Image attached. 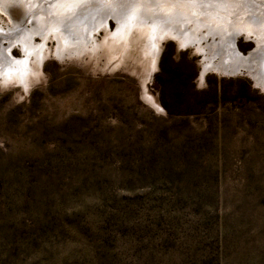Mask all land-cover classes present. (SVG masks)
Returning <instances> with one entry per match:
<instances>
[{
    "label": "rangeland",
    "instance_id": "rangeland-1",
    "mask_svg": "<svg viewBox=\"0 0 264 264\" xmlns=\"http://www.w3.org/2000/svg\"><path fill=\"white\" fill-rule=\"evenodd\" d=\"M106 11L87 48L50 34L26 73L0 37V264H264V67L214 70L141 24L120 37ZM242 32L250 62L264 46Z\"/></svg>",
    "mask_w": 264,
    "mask_h": 264
},
{
    "label": "bare ground",
    "instance_id": "bare-ground-1",
    "mask_svg": "<svg viewBox=\"0 0 264 264\" xmlns=\"http://www.w3.org/2000/svg\"><path fill=\"white\" fill-rule=\"evenodd\" d=\"M54 1L0 0V11L8 14L14 23L26 19L22 23L19 22L21 29L16 32L11 33V27L5 30L0 26V37H9L12 45L18 42L23 49V58L17 61L9 59L16 64L13 73L14 71L24 73L26 70L24 63L29 60L30 56L34 55L37 60L42 58L43 54L38 55L35 50L42 49L41 53H43L44 48H46L44 43L46 44V41L49 40L50 34L56 38L59 44L63 43V45L64 42L70 44L71 38L69 37L77 34L81 40H76L77 42L71 44L77 50L87 48L91 42V35L94 32L98 33L100 29H106L104 27L106 17L112 13L107 12L106 9L113 10L118 7L123 10V15L118 17V32L116 33L120 37L129 32L128 27L134 28L135 25L141 24V26H146V30L150 33L154 31V36L176 35L179 42L199 47V50H202L205 58H207L206 67H211L214 70L237 71L238 66L241 67L244 62L248 63L245 67L248 69L253 70L255 69L254 66H258V64L264 67V52L263 54L256 52L252 56V61L248 62L251 56L248 58L242 56L236 49L235 41V35L243 31L242 33L251 34L255 37L258 46L263 48L264 0H223V2H216V0H115L117 4H114L113 0H90L101 11L88 12L85 16H83V12L86 9H80L81 13L79 14V11L71 5L68 6V10L55 12L57 6ZM97 2H103V4L97 5ZM109 2L110 5H108ZM250 6L261 9L255 11L256 9L253 10V7L250 9ZM90 7L93 9V6ZM52 9L53 11H51ZM34 10L36 11L34 12ZM208 12L215 13L208 17L206 16ZM181 15L183 16L181 17ZM257 17L259 19H256ZM148 19H152V22ZM26 24H29L30 27ZM44 30H47L45 31L47 33ZM37 31L43 40L41 45L37 44L36 47V42L30 34ZM150 33L148 37L151 47L154 42H152L153 36ZM155 48L157 50V47Z\"/></svg>",
    "mask_w": 264,
    "mask_h": 264
},
{
    "label": "snow or ice",
    "instance_id": "snow-or-ice-1",
    "mask_svg": "<svg viewBox=\"0 0 264 264\" xmlns=\"http://www.w3.org/2000/svg\"><path fill=\"white\" fill-rule=\"evenodd\" d=\"M216 2H223V0H216Z\"/></svg>",
    "mask_w": 264,
    "mask_h": 264
}]
</instances>
